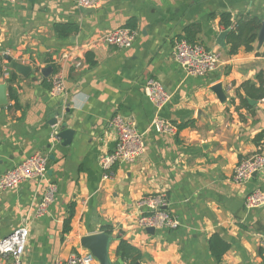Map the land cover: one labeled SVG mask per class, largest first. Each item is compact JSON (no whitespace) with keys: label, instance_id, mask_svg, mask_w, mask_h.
<instances>
[{"label":"crops","instance_id":"0c3cea01","mask_svg":"<svg viewBox=\"0 0 264 264\" xmlns=\"http://www.w3.org/2000/svg\"><path fill=\"white\" fill-rule=\"evenodd\" d=\"M221 12L232 20L250 14L262 21L264 0H102L92 11H81L76 0H0V60L9 71L4 78L0 67L6 98L0 104V175L35 151L49 160L46 179L0 190V239L20 225L29 229L24 263L91 256L82 237L106 232L111 264H129L116 254L118 235L141 251L139 264H264V206L245 207L250 191H264V171L244 183L232 181L242 157L264 153V98L249 100L250 112L239 106L235 93L244 81L257 84L258 75L264 77V40L260 44L257 37L251 50L230 55L226 35L224 47L216 42L225 31ZM130 18L137 32L130 47L99 40ZM54 23H74L78 30L59 39ZM192 23L200 24L197 43L219 56L205 76L188 74L172 54L174 40ZM66 50L84 65L61 62ZM3 55L30 66V73L13 71L16 76L8 81L12 70ZM54 67L65 77V92L58 97L49 93ZM148 77L170 95L161 108L143 92ZM114 115L136 122L146 148L104 180L98 156L115 145L108 125ZM155 115L177 127L190 125L157 134L149 126ZM53 117L57 123L51 125ZM62 123L74 131L66 145L56 136ZM45 182L56 185V195L47 211L36 215ZM157 193L166 195V209L179 226L151 234L138 224V202ZM213 237L218 247L227 246L219 259L210 248Z\"/></svg>","mask_w":264,"mask_h":264},{"label":"built area","instance_id":"2783aa9c","mask_svg":"<svg viewBox=\"0 0 264 264\" xmlns=\"http://www.w3.org/2000/svg\"><path fill=\"white\" fill-rule=\"evenodd\" d=\"M7 3H16L18 0H1ZM102 0H76L79 6L85 8H97ZM137 32L128 27H117L100 35L103 43L119 49L130 47L136 39ZM172 54L175 61L188 73L196 76H205L212 72L218 63V53L208 50L200 43H190L180 37L174 40ZM61 62L70 63L75 68H81L84 61L71 51H63L59 55ZM2 75L8 78L9 71L3 66ZM65 77L59 69L54 67L49 76L52 97H58L65 92ZM145 96L157 107H163L170 99L169 93L162 83L148 77L143 86ZM108 125L115 131V145L109 152L98 156V164L102 169V179H110L115 176V166L119 163H131L136 161L145 151V141L139 132L136 122L132 118H124L114 115L109 119ZM157 134H174L178 127L171 124L158 115H155L149 124ZM49 160L47 155L35 151L21 160L15 166L5 170L0 175V190L17 188L22 182L35 179H46ZM264 171V153L257 151L242 157L234 166L232 181L244 183L257 172ZM57 187L52 182H45L40 201L35 207L36 215H43L48 206L54 200ZM140 213L138 224L141 228L153 227L154 229H176L179 226L178 218L167 209V199L164 193L146 195L138 202ZM264 206V191L253 189L245 199V207L252 209ZM29 229L27 225L14 228L9 234L0 239V264H26L22 260L23 253L28 242ZM52 264H93L92 257L88 255H72L66 259L55 260Z\"/></svg>","mask_w":264,"mask_h":264},{"label":"trees","instance_id":"16d2710c","mask_svg":"<svg viewBox=\"0 0 264 264\" xmlns=\"http://www.w3.org/2000/svg\"><path fill=\"white\" fill-rule=\"evenodd\" d=\"M218 16L220 24L226 31L225 42L227 45L228 53L230 55L237 53L240 48H243L245 50H251L253 48V44L257 39V33L261 25V19L258 16L242 14L236 20H232V16L229 12H221L218 14ZM124 26L130 29H135V19L130 18ZM53 30L56 37H58L59 39H66L73 33L77 32L78 26L74 23H54ZM199 31L200 24L192 23L183 29L182 36L190 43H197V34L199 33ZM46 61L48 62L49 60ZM15 76L16 74L11 71L8 81L13 80ZM257 80V84L250 81H244L236 88L235 91L236 96L239 98V106L246 108L250 112L253 110V106L249 103V100L258 101L264 98L263 75L259 74ZM240 89L243 91L244 95L240 93ZM9 92L10 96H12V98H15L11 85H9ZM188 125H190V122L181 123L180 125H178V129L184 128ZM261 135L262 133L258 134L255 137L257 143L259 142V137ZM69 218L66 220V230L69 228ZM105 230L109 232L110 228L108 227ZM217 244L218 241L213 237L210 242V248L214 257L216 259H219L224 250H226L227 246L223 245L222 248H220V246L218 247ZM116 254L129 264H134L140 261L142 258L141 251L136 246L131 244L128 240L122 238L119 235Z\"/></svg>","mask_w":264,"mask_h":264},{"label":"water","instance_id":"95a60500","mask_svg":"<svg viewBox=\"0 0 264 264\" xmlns=\"http://www.w3.org/2000/svg\"><path fill=\"white\" fill-rule=\"evenodd\" d=\"M81 11H92V8H85L80 6ZM226 31H222L217 36L216 42L224 47V38ZM258 42L261 44L264 40V20L261 21L260 28L258 30ZM5 60L8 62L9 69L20 74L28 75L31 71V67L24 65L18 61L12 59V56L3 55ZM49 68V67H48ZM47 68V69H48ZM51 68V67H50ZM52 69V68H51ZM6 102L4 88L0 86V104L3 105ZM51 125L57 123L56 118L53 117L49 122ZM74 131L65 127V124L62 123L59 126V130L56 132V136L59 137L62 142L61 145H66L71 142ZM52 158V157H51ZM148 233L153 234L155 229L153 227L145 228ZM110 241V236L106 232H97L94 234H88L82 237L81 245L88 249L91 256H93L99 264H111L108 256V244ZM135 264H139L136 262Z\"/></svg>","mask_w":264,"mask_h":264}]
</instances>
